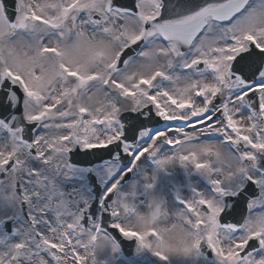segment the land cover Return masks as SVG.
Instances as JSON below:
<instances>
[{"label":"snow or ice","instance_id":"obj_1","mask_svg":"<svg viewBox=\"0 0 264 264\" xmlns=\"http://www.w3.org/2000/svg\"><path fill=\"white\" fill-rule=\"evenodd\" d=\"M125 244L264 264V0H0V264Z\"/></svg>","mask_w":264,"mask_h":264},{"label":"rangeland","instance_id":"obj_2","mask_svg":"<svg viewBox=\"0 0 264 264\" xmlns=\"http://www.w3.org/2000/svg\"><path fill=\"white\" fill-rule=\"evenodd\" d=\"M177 171V179L178 180H183V177L181 175V172L179 169L176 170ZM167 183L166 180H164V178H161L160 183L157 185V190L160 191L162 186L165 185ZM165 196H167V192L163 193ZM134 260V264H157V261L152 258L151 256H149L148 254H144L140 257H133L131 258Z\"/></svg>","mask_w":264,"mask_h":264},{"label":"water","instance_id":"obj_3","mask_svg":"<svg viewBox=\"0 0 264 264\" xmlns=\"http://www.w3.org/2000/svg\"><path fill=\"white\" fill-rule=\"evenodd\" d=\"M132 248H133V246L125 244V246H124V254H125L126 258L130 257L133 254Z\"/></svg>","mask_w":264,"mask_h":264}]
</instances>
